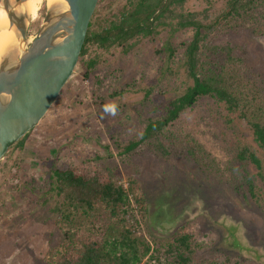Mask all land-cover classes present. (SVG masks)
<instances>
[{
  "label": "rangeland",
  "instance_id": "rangeland-1",
  "mask_svg": "<svg viewBox=\"0 0 264 264\" xmlns=\"http://www.w3.org/2000/svg\"><path fill=\"white\" fill-rule=\"evenodd\" d=\"M226 1L188 0L184 11H208L207 23L213 26L208 41L230 47L264 95V5L245 21L225 20ZM34 4L30 39L40 28L43 5L50 8L45 0ZM125 6L131 7L129 0H98L91 19L96 31L101 29L96 22L106 25ZM193 33L162 28L157 35L131 40L136 44L127 53L122 46H91L86 59L96 57L97 65L88 76L78 60L43 119L0 160V264L57 262L65 237L52 212L57 198L49 191L50 176L56 167H78L87 160L101 171L117 169L124 184L132 178L141 188L147 217L137 236L162 244L184 230L194 234V264L224 258L264 264L262 184L251 163L236 159L241 146H252L264 167V154L243 120L202 99L169 127L164 140L168 157L158 158L147 149L123 159L117 154L115 143L139 138L147 121L158 118L190 84L182 52L169 62L164 46L187 42ZM192 146L195 158L188 155ZM246 180L254 185L253 195Z\"/></svg>",
  "mask_w": 264,
  "mask_h": 264
},
{
  "label": "trees",
  "instance_id": "trees-1",
  "mask_svg": "<svg viewBox=\"0 0 264 264\" xmlns=\"http://www.w3.org/2000/svg\"><path fill=\"white\" fill-rule=\"evenodd\" d=\"M129 1L131 7L125 6L115 20L104 26L96 22L100 31H96L95 22L90 21L79 56V61L84 62L86 76L97 65L96 57L86 59L91 46L104 50L122 46L127 53L136 44V41L129 44L131 40L157 35L162 28H169L173 33L192 29L194 33L187 42L164 46L169 62L182 52V66L190 84L183 94L164 107L158 118L147 121L139 138L125 145L115 143L119 158L143 149L158 158L168 157L171 151L164 140H167L169 127L202 99L213 101L228 114L243 120L250 128L254 146L264 154V95L257 83L246 77L242 59L235 57L230 47L212 45L208 41L213 31V26L207 23L208 11L202 15L185 12L188 0ZM206 1L210 3L211 0ZM263 5L264 0H227V12L222 17L245 21ZM149 97L147 91L146 100ZM196 152L192 146L188 155L195 158ZM236 159L254 166L255 176L262 184L264 207L262 161L253 147L247 145L239 148ZM49 182V191L57 198L52 210L57 217L55 224L65 237L55 264H194V234L182 230L162 244L136 235L138 226L146 222L145 196L134 179L128 178L124 184L117 169L101 171L94 161L87 160L78 167H56ZM246 182L253 195L254 185L250 180ZM209 264L240 263L224 258Z\"/></svg>",
  "mask_w": 264,
  "mask_h": 264
},
{
  "label": "water",
  "instance_id": "water-1",
  "mask_svg": "<svg viewBox=\"0 0 264 264\" xmlns=\"http://www.w3.org/2000/svg\"><path fill=\"white\" fill-rule=\"evenodd\" d=\"M0 0L16 47L0 58V160L32 131L58 98L76 67L98 0H64L47 6L36 35L17 13L28 0Z\"/></svg>",
  "mask_w": 264,
  "mask_h": 264
},
{
  "label": "bare ground",
  "instance_id": "bare-ground-1",
  "mask_svg": "<svg viewBox=\"0 0 264 264\" xmlns=\"http://www.w3.org/2000/svg\"><path fill=\"white\" fill-rule=\"evenodd\" d=\"M32 1V4H31ZM30 2V3H29ZM35 0H28L22 4L20 9H17V13H26L28 18L33 21L35 16ZM45 2H49L50 7H53L57 4H65L64 0H45ZM40 4V3H39ZM42 5V4H41ZM38 13V12H37ZM9 22L6 13L3 10H0V23ZM0 34H2V39L0 38V58L4 56L7 52L12 51L16 45L17 40L15 39L14 31L9 32L8 29H5L3 25H0Z\"/></svg>",
  "mask_w": 264,
  "mask_h": 264
},
{
  "label": "flooded vegetation",
  "instance_id": "flooded-vegetation-1",
  "mask_svg": "<svg viewBox=\"0 0 264 264\" xmlns=\"http://www.w3.org/2000/svg\"><path fill=\"white\" fill-rule=\"evenodd\" d=\"M14 2H16V0L14 1ZM30 3V2H29ZM34 3V2H33ZM31 4H32V1H31ZM43 12L41 13V14H43V17H42V20H43V18H44V15H45V13H46V11H47V6L46 5H43V8L41 9ZM3 27L5 28V29H8L9 30V32H11L12 33V31H13V29H10L9 28V22H7V21H5V22H3ZM28 25V24H27ZM27 32H28V30H26V36L27 37H29L28 35H27ZM38 32V31H37ZM30 38V37H29ZM2 39V38H1ZM1 52V51H0ZM25 137V136H24ZM20 141V140H19ZM18 143V142H17ZM16 143V144H17ZM15 144V145H16ZM11 149V148H10ZM8 152V151H7ZM6 152V153H7Z\"/></svg>",
  "mask_w": 264,
  "mask_h": 264
}]
</instances>
